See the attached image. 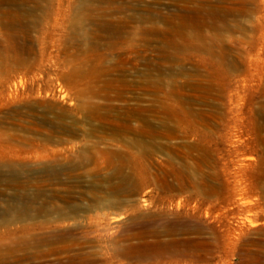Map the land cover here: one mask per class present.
I'll return each instance as SVG.
<instances>
[{"label": "rangeland", "instance_id": "obj_1", "mask_svg": "<svg viewBox=\"0 0 264 264\" xmlns=\"http://www.w3.org/2000/svg\"><path fill=\"white\" fill-rule=\"evenodd\" d=\"M0 264H264V0H0Z\"/></svg>", "mask_w": 264, "mask_h": 264}, {"label": "bare ground", "instance_id": "obj_2", "mask_svg": "<svg viewBox=\"0 0 264 264\" xmlns=\"http://www.w3.org/2000/svg\"><path fill=\"white\" fill-rule=\"evenodd\" d=\"M10 36H11V39L15 38V36L13 34H11ZM11 43H13V42H11ZM15 63H18V62H12V64H15ZM19 63H22V61H19ZM93 71H94V69H92V72ZM158 98H159L158 95H156L155 96V101ZM156 107H158V109H157L158 112L163 113L165 116L169 113L168 103L162 102V104H159ZM51 170L54 171L55 169L52 168ZM260 188H263V187L260 186ZM24 191H25V189H24ZM8 208H12L13 209V207H8ZM14 212H16V211H14ZM15 214H17V217H19V215H24L26 218H29L31 216V206H30V204L28 202L25 203V204H23L21 206L20 212H19V210H17V213H15ZM14 218H16V217L14 216ZM175 228H177L176 225H175ZM169 231L171 233L173 230L171 229ZM199 249H200L199 248V245H197L194 241H192V243L189 242V243L186 244V252H185V255L187 253H197L199 251Z\"/></svg>", "mask_w": 264, "mask_h": 264}]
</instances>
